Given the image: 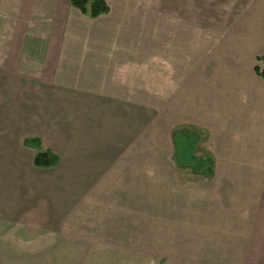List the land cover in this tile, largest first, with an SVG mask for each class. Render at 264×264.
Wrapping results in <instances>:
<instances>
[{
  "label": "crops",
  "instance_id": "crops-1",
  "mask_svg": "<svg viewBox=\"0 0 264 264\" xmlns=\"http://www.w3.org/2000/svg\"><path fill=\"white\" fill-rule=\"evenodd\" d=\"M173 1L150 10L157 19L141 4L143 43L144 32L148 44L159 30L158 55L151 57L127 49L128 39H136L129 0H106L109 11L96 17L71 0H0V108L15 109L24 122L33 116L26 111L46 108V119L39 111L33 117L56 125L50 138L58 141L59 158L49 168L32 160V170L54 168L55 175L51 186L32 194L24 167H14L9 184L1 179L11 167H0V264H23V252L76 253L63 263L101 264L97 253L109 251H141L140 264H264V78L254 70L264 67V9L258 19L232 24L211 18L218 7ZM198 8L207 12L204 19L192 16ZM199 27L210 34V52L198 50ZM214 27L221 35L215 48ZM154 60L164 77L159 105L203 129L211 174L186 176L181 165L158 173L117 167L140 128L125 117L137 108L148 118L146 100L133 96L134 77L146 84ZM119 116L122 139L108 125ZM72 124L86 141L80 149L65 145ZM11 135L0 126L1 141ZM138 146L143 155L150 147ZM182 176L191 181L182 184Z\"/></svg>",
  "mask_w": 264,
  "mask_h": 264
},
{
  "label": "rangeland",
  "instance_id": "rangeland-1",
  "mask_svg": "<svg viewBox=\"0 0 264 264\" xmlns=\"http://www.w3.org/2000/svg\"><path fill=\"white\" fill-rule=\"evenodd\" d=\"M182 2L183 4H196L198 7L203 9L205 5L210 7L212 5L213 8L218 7L220 9L219 12H215L214 15L217 17H211L214 21H218L221 19H224L228 17L230 20V23L235 24L238 22V20H249V19H258L257 17H254L255 15H259V10L264 9V0H175V2ZM162 2V0H129V3L134 5L130 9H128V19L130 17V26L133 24V29H134V34L136 36V39L133 40L134 43L130 44V40L128 39V44H127V49L128 51L130 50L131 52H136L137 54L135 55H150L151 57H156L158 54V33L159 30L157 26L153 29V32L150 33L148 36V41L149 43H145V37L143 34V40L142 41V29L141 27L137 26V20H140L143 18H146L147 15L143 16V10L142 8V3L148 4L150 7H148L149 11L150 10H157L158 3ZM166 2H170L171 4L174 2L173 0H166ZM200 5V6H199ZM226 7V8H225ZM200 8H198L197 12L191 13L193 14L192 16L197 18L198 20L204 19L207 12L205 11H200ZM224 8V11L221 9ZM146 9V8H145ZM150 19H157L158 14L155 12L150 11ZM185 14H189L188 12ZM211 14V13H209ZM223 17V18H222ZM260 18V16H259ZM185 19V18H184ZM194 32L196 29L195 27L191 28ZM199 32V36L197 37L198 41V50L200 52H210L211 50V44H209V39H210V34H205L204 30L202 28H197ZM203 31H202V30ZM243 28H239V30H242ZM208 32L211 31V29H207ZM214 31L213 34V39H214V48L216 47V42H219L221 39V35L218 32V29L214 27L212 29ZM190 34L189 29L185 28L183 29V32ZM240 33V31H239ZM205 35L208 37V42L207 45H204L205 42ZM194 41V39H193ZM147 42V41H146ZM193 43V42H191ZM190 44V43H189ZM194 44V43H193ZM131 48V49H130ZM215 51V49H213ZM155 62V69H151V73L149 74L148 77H143L144 82L146 84L142 83H137V76H135L134 81V89L135 93L133 96H138L139 100L138 102L141 103V99L143 96V99L146 100V103H148L146 112H148V118H145L142 120L141 116L137 115V112L139 109L135 108L133 109V113L131 112L128 117H125V121L133 119V121L136 123L137 121L139 122L138 125H140V128L137 132H134L133 135L135 136L134 139V145L131 148L130 153L128 154V157H124V162L122 163L121 158H119V161H117V167H144L145 171L149 168H152L151 170H155L158 173L162 167H179V163L176 161L175 157V149H173V136L174 133L181 129V130H187V131H196L201 133L202 139L197 142L194 150L195 156L199 157H205L207 154L206 148H205V133L203 129L189 125L187 123H181V121L175 119L172 115H168L167 110L164 109V107L160 106V98L159 97V83L160 80L163 79L164 77L162 75L157 74L156 70V63L157 60H154ZM263 62H260L259 65L262 66ZM257 64V63H256ZM172 78V76H170ZM141 79V77H139ZM142 78V79H143ZM166 81H168V76L165 77ZM174 78V76H173ZM161 84V83H160ZM163 85L164 82L162 83ZM144 90V91H143ZM148 95V96H147ZM147 97L149 98L147 100ZM162 99V98H161ZM163 103V101H161ZM20 108L16 109V112L19 111ZM28 110V109H27ZM1 114H4L5 117H0V119H5L7 121L6 123L3 122L0 124L2 128H4V132L10 133L14 138H18L19 135L23 138L22 140H17L12 138V140L6 139L5 142L1 141L0 139V167H11V169L6 168V171L2 173L3 178L1 179L3 182H7L8 184L11 182L10 177H13L16 172V168L14 167H24L22 168L23 176L22 180L23 183L26 185L27 190H31V193L34 191L35 188H39L43 191V189H47V185H52V181L55 179V175L51 170H46V169H38V170H32L31 167V162L33 160L34 155L37 152H42L45 150H50L53 152H57L55 149L57 148V143L58 141L54 140L53 138H50V132L52 129L56 127L55 124H47L44 122H38L36 123L37 119H35L33 116L35 115L36 111H39L40 114H43V119H46V115L48 113L46 108L43 107H38V109H30V111H26L25 113L27 114L28 112L30 113L31 111L33 112V116L30 118V122L25 121L24 118L21 116L19 117L17 113L13 114L15 112V109H7V108H0ZM131 111V109H130ZM25 115V114H24ZM41 119L42 117L38 115ZM119 123L117 124L115 122V119L112 117L111 120L109 121L108 125L112 126V133L115 137L121 136L122 139V123L123 118L119 116ZM52 119V117H50ZM21 121V122H18ZM113 122L115 123L113 125ZM118 125V131H115L114 128ZM70 132L72 133L71 141H65L66 142V147H70L72 142H75L74 145H77L78 148L82 147V145H86V141L80 138V130L78 132L76 131L77 125L72 124L68 125ZM150 138L149 142L147 141V138ZM123 141H125L123 139ZM125 142H128L127 140ZM141 142H144V145H149L150 147L146 148L147 152L146 154H139L140 149L138 144L140 145ZM174 142V141H173ZM132 143V144H133ZM175 146V145H174ZM70 150V149H69ZM68 150V151H69ZM70 152V151H69ZM57 154V153H56ZM139 154V155H138ZM127 164V166H125ZM181 169L183 173L188 176V175H193L196 173L193 171V169L190 166H185L181 165ZM51 172V173H50ZM152 172V171H151ZM50 173V174H49ZM201 174V173H199ZM190 176L188 179H185L183 176L180 177L181 183H189ZM5 177V181H4ZM8 178V179H7ZM6 183V184H7ZM46 186V187H45ZM49 190L51 187L48 188ZM137 189V188H135ZM140 189V188H139ZM38 190V189H37ZM51 192V191H50ZM52 193V192H51ZM137 237H135V240ZM135 248V247H134ZM71 254H76V253H22V258H23V264H64L63 261L66 258V256L71 255ZM79 254V253H78ZM100 254L102 256L101 258V264H140V261L142 259V253L141 251H124V252H102V253H97V255ZM68 261V260H67ZM67 264V262H66Z\"/></svg>",
  "mask_w": 264,
  "mask_h": 264
},
{
  "label": "trees",
  "instance_id": "trees-1",
  "mask_svg": "<svg viewBox=\"0 0 264 264\" xmlns=\"http://www.w3.org/2000/svg\"><path fill=\"white\" fill-rule=\"evenodd\" d=\"M71 4L82 13L90 17H96L109 11L106 0H71ZM257 74L264 78V67H254ZM202 134L196 131L177 130L174 133L173 141L175 145V157L180 165L190 166L193 171L201 174H211L213 169V159L208 153L205 157L195 156L194 150L198 141L202 139ZM58 156L45 150L37 152L33 157V165L36 167L49 168L58 162Z\"/></svg>",
  "mask_w": 264,
  "mask_h": 264
}]
</instances>
